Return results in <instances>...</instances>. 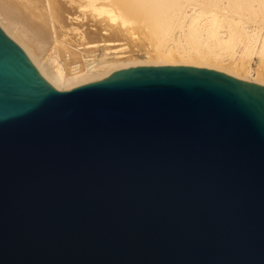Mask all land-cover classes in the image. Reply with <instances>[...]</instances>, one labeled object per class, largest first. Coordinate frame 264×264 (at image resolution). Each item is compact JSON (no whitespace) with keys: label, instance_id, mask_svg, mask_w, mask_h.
<instances>
[{"label":"water","instance_id":"95a60500","mask_svg":"<svg viewBox=\"0 0 264 264\" xmlns=\"http://www.w3.org/2000/svg\"><path fill=\"white\" fill-rule=\"evenodd\" d=\"M0 264H264V85L137 65L61 90L0 27Z\"/></svg>","mask_w":264,"mask_h":264},{"label":"bare ground","instance_id":"6f19581e","mask_svg":"<svg viewBox=\"0 0 264 264\" xmlns=\"http://www.w3.org/2000/svg\"><path fill=\"white\" fill-rule=\"evenodd\" d=\"M62 5L101 23H91L101 37L114 30L142 47L144 59L126 41L111 54L122 38L84 41L90 26L70 31ZM0 27L61 90L137 65L206 67L264 85V0H0Z\"/></svg>","mask_w":264,"mask_h":264},{"label":"rangeland","instance_id":"374dc122","mask_svg":"<svg viewBox=\"0 0 264 264\" xmlns=\"http://www.w3.org/2000/svg\"><path fill=\"white\" fill-rule=\"evenodd\" d=\"M66 4H67V3H66ZM66 6H67V5H64V6L62 5L63 11H64V9L67 10V7H68L69 5H68L67 7H66ZM68 10H70V11H68ZM68 10L65 11L64 15L66 16L67 19H68V17H69L68 20L66 19V20H67V21H66V23H67L66 26H67L68 28L70 27V28H69L70 31H71V27L75 28L76 26H78V27H76V28H78L80 31H82V29H83V32H84V31H88V30H90V31L94 32L95 34H97V35H95V34L92 33V32L88 33L89 35L86 34L87 37H86V39H85L84 41L93 42V41H98V40H101V39L119 40L120 38H122L123 42H122L121 39H120V42H121V43H114V44L110 45V47L112 46V47H111L112 49L114 48L113 46H115V48H116L117 45H118L119 47H121L120 45H122V44L124 45V44H125L124 41H126V46H127V47L124 49V51H125V52H128V53H129V51H130V52L134 51L135 54H137L136 56L139 55V56H138L139 59H144V57H143V55H142V53H143V51H142V47L139 46V47H138L139 49H138L136 46L134 47V46H133L134 44H133L132 42H130L129 40L125 39V37H124L122 34H120L119 32H117V34H116V33H115L116 31H114V30H109L108 33H106L105 35H103V36H106V37H101L100 34H98L96 30H95L96 32L94 31L95 28H97V27H101V25H100V26L97 25V24H101V23H98L97 21H95L93 17H90V18L88 19V16H89V15L86 16V17H87V20H86L85 15H84L83 18H82V15L78 14V13H79L78 11H77L78 13H75L76 11L73 10V9H68ZM66 12H67V13H66ZM70 12H71L72 15L69 14ZM68 14H69V15H68ZM73 14H74V15H73ZM79 15H80L81 17H80ZM67 16H68V17H67ZM70 16L74 17V20H72L73 18L70 19V18H71ZM75 16H76V17H75ZM79 17H80L81 19H80ZM91 20H92L93 22H92ZM88 22H89V23H88ZM96 22H97V23H96ZM70 23H71V26H68V24L70 25ZM83 23H84V24H83ZM91 23L96 24V25H93V27L95 26L94 29H93ZM90 24H91V25H90ZM72 25H73V26H72ZM74 25H76V26L74 27ZM86 25H87V26H86ZM79 26H81V27L79 28ZM89 26H90V28H89ZM83 27H84V28H83ZM85 27H86V29H85ZM87 27L89 28L88 30H87ZM78 29H77V30H78ZM84 29H85V30H84ZM92 29H93V30H92ZM79 30H78V31H79ZM75 32H76L75 30H72V33H75ZM72 33H71V34H72ZM91 33H92V34H91ZM118 33H119L120 35H119ZM71 36H73V34L70 35L69 38H70ZM116 36H117L118 38H117ZM109 37H110V38H109ZM114 37H115V38H114ZM73 38H77V37H75V36L72 37L71 42L74 43V42H76V41H73ZM127 41H128V43H127ZM129 44H130V45H129ZM128 46H129V47H128ZM130 47H133V48H132L133 50H131ZM115 48H114V50H112V49L109 50V51L111 52V54H112L113 52H116V51L119 49L118 47H117L116 49H115ZM127 48H128V49H127ZM134 49H135L136 51H135ZM140 49H141V50H140ZM139 50H140L141 52H140ZM96 53H97L98 55H97ZM95 55H96V57L99 56V58H101V57L104 55V51H103V52L101 51L100 53H99V51H98V52H95ZM255 64H256V62H255V63H254V62L252 63V66H253L254 68H255ZM252 75H255V73L253 74V72H252ZM251 77H252V76H249V78H251Z\"/></svg>","mask_w":264,"mask_h":264}]
</instances>
